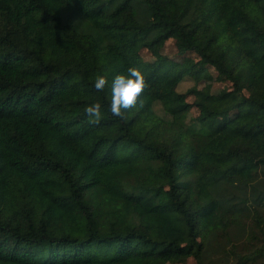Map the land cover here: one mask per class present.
Wrapping results in <instances>:
<instances>
[{
	"label": "trees",
	"instance_id": "obj_1",
	"mask_svg": "<svg viewBox=\"0 0 264 264\" xmlns=\"http://www.w3.org/2000/svg\"><path fill=\"white\" fill-rule=\"evenodd\" d=\"M168 39L229 89L179 91L201 69ZM133 66L149 86L119 119ZM170 256L264 264V0H0V264Z\"/></svg>",
	"mask_w": 264,
	"mask_h": 264
},
{
	"label": "clouds",
	"instance_id": "obj_2",
	"mask_svg": "<svg viewBox=\"0 0 264 264\" xmlns=\"http://www.w3.org/2000/svg\"><path fill=\"white\" fill-rule=\"evenodd\" d=\"M108 79L104 75H98L94 81L96 91H103L108 86ZM145 76L137 67H129L126 73L116 75L111 82V114L119 119H125L128 110L142 107L140 99L148 87ZM102 105L96 102L87 106L84 111L91 122L99 123L102 119Z\"/></svg>",
	"mask_w": 264,
	"mask_h": 264
},
{
	"label": "rangeland",
	"instance_id": "obj_3",
	"mask_svg": "<svg viewBox=\"0 0 264 264\" xmlns=\"http://www.w3.org/2000/svg\"><path fill=\"white\" fill-rule=\"evenodd\" d=\"M162 55L166 57V64L173 65L176 68L180 67H189L193 64L197 63V57L193 53H187L184 55H178L176 53V48L174 45L173 39H168L165 41L163 46L160 49ZM140 58L143 61L153 62L155 61V56H153L147 49L143 48L139 52ZM197 65V64H196ZM198 68L201 69L198 80H194L193 77L189 75H185L183 79L177 86L179 91H185L188 87L196 83V86L203 89L206 92H222L224 90L229 89L230 83L224 79L222 75H219L212 67L205 66L202 67L197 65ZM187 100L192 101L193 97L189 96ZM157 112H159V108H156ZM197 109L192 108L190 110L191 115L197 114ZM149 264H198L193 258H187L186 260L179 259L177 257H167L161 262H151Z\"/></svg>",
	"mask_w": 264,
	"mask_h": 264
}]
</instances>
